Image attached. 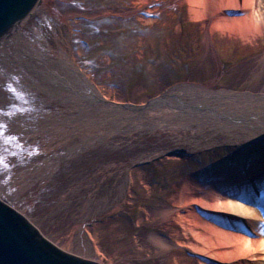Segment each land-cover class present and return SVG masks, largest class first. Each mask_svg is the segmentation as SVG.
Returning <instances> with one entry per match:
<instances>
[{
  "label": "rangeland",
  "instance_id": "obj_1",
  "mask_svg": "<svg viewBox=\"0 0 264 264\" xmlns=\"http://www.w3.org/2000/svg\"><path fill=\"white\" fill-rule=\"evenodd\" d=\"M135 1L49 0L4 38L0 190L45 237L83 258L218 264L204 251L211 241L197 234L206 230L174 222L169 211L193 188L215 190L230 171L247 177L264 165V131L201 122L186 116L184 101L217 104L195 99L196 91L261 98L264 30L207 40V21L192 19L182 0H155L141 10ZM40 59L52 63L44 60L59 90L43 78ZM62 60L86 78L88 86L72 82L75 95L59 85ZM191 209L217 229L255 235L233 211ZM252 219L263 237L264 212Z\"/></svg>",
  "mask_w": 264,
  "mask_h": 264
},
{
  "label": "bare ground",
  "instance_id": "obj_2",
  "mask_svg": "<svg viewBox=\"0 0 264 264\" xmlns=\"http://www.w3.org/2000/svg\"><path fill=\"white\" fill-rule=\"evenodd\" d=\"M48 1L49 0H38L33 9L0 39V56L8 53L7 47L9 46L5 47L2 45L4 38L6 36H12L11 34L14 30L15 33H17L19 30V27L17 26H20L19 24L32 18V16L36 12H39ZM154 1L155 0H136L134 4L142 5L138 9L141 10L144 6H149ZM182 3L188 5L189 14L192 19L196 21H207L204 26L207 31V40H209L212 34L216 32H221L223 34H236L240 32L244 36H248V34L257 35L264 30V0H182ZM155 10V7H151L149 8L148 13L152 14ZM146 19V22L148 23L156 21L155 17H149ZM44 60L40 59L39 68L44 66V69L47 68V71L42 69L40 72L43 74L44 79L46 78L50 81L49 87L52 91H55L56 89L59 90L60 88L57 87L56 80L51 74H49V65L46 66V60ZM46 62L50 65L52 64L50 61ZM8 63L11 64L13 68H20V64L14 59L9 58ZM59 67L62 68L61 75L63 76V81L59 82L60 87L62 86V93L67 92L71 95L76 94L72 82H79L81 86H88L85 76L72 67L69 62L62 60L59 63ZM7 74L8 78L12 80L10 73L8 72ZM88 88L91 89L90 87ZM185 92L186 91H184V93ZM194 93L195 99L201 101V99L207 97V99L214 100L217 104L212 107L200 103H196L195 105L191 102L188 103L184 101V112H186V116L187 113L191 116L195 115L201 122L209 121L220 128L233 129L234 127L241 125L264 131V95H262L261 98H258L251 94V96L248 94L233 95L231 92L210 94L196 91ZM185 94H187V92ZM253 98L255 99L254 101H252ZM257 104H259V106L255 109L254 106ZM224 106H229L232 111L230 112L226 109L220 108ZM205 118L206 121L203 120ZM53 126H56V124ZM86 140H88V138ZM86 144L88 145L87 142H83L80 143L79 146H84ZM221 179L222 183L218 184L217 187H215V190L207 189L200 191L199 189L193 188L191 191H185L186 193H184L176 203L178 208L169 211V218L174 217V222L181 225L188 222L187 226L189 228L196 226L206 230V232H197V234L200 235V237L205 236L204 239H206V243L211 241L208 245L206 244L204 251L206 252L208 250L209 253H214V258L218 264H264V236L256 237L257 232L253 231V228L257 229L258 223L252 219L253 216H256L257 220L260 219V216L264 212L262 211L264 210V165L258 164L255 166V168L248 173L247 177L238 171H230L228 175L226 174V176H223ZM252 189L255 191V196H253V198L249 193ZM242 192L244 195L241 194ZM256 193L258 197H256ZM231 197H241L240 199L243 200L241 202L234 201L235 199L230 200L232 199ZM244 198L250 200L253 204L255 203V206L251 208L248 205H245L243 203L245 200ZM0 199L18 211L8 202L6 195H4L1 190ZM195 204L207 211L228 214L233 211L232 213L235 212L236 214H239L241 216V221L250 229L252 228L251 232L255 235L252 236L220 228L217 229L212 224L205 222L197 212H194L191 209ZM258 209L261 210V213L258 212ZM30 223L33 224L31 221ZM33 225L39 230L44 238L49 240L35 224ZM212 235L215 240L211 238ZM165 242L172 243L171 239L168 241L165 240ZM177 244L178 243H176V245ZM56 246L64 252L79 256L65 251L58 245ZM91 261L102 264L96 260Z\"/></svg>",
  "mask_w": 264,
  "mask_h": 264
},
{
  "label": "water",
  "instance_id": "obj_3",
  "mask_svg": "<svg viewBox=\"0 0 264 264\" xmlns=\"http://www.w3.org/2000/svg\"><path fill=\"white\" fill-rule=\"evenodd\" d=\"M38 0H0V39ZM0 264H100L64 252L21 213L0 199Z\"/></svg>",
  "mask_w": 264,
  "mask_h": 264
}]
</instances>
